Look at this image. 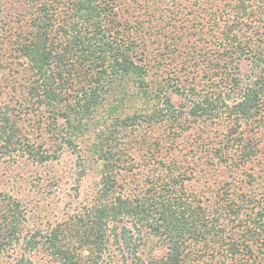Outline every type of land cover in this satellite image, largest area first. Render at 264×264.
Masks as SVG:
<instances>
[{"label":"trees","instance_id":"16d2710c","mask_svg":"<svg viewBox=\"0 0 264 264\" xmlns=\"http://www.w3.org/2000/svg\"><path fill=\"white\" fill-rule=\"evenodd\" d=\"M132 1L0 0V87L14 101L0 104L1 145L44 162L56 150L31 136L21 143L20 119L33 117L38 129L45 118L58 143L71 146L100 108L118 120L122 102L138 98L145 107L122 116L118 139L125 145L134 143L126 129L162 124L176 130L183 120L185 130L198 121L221 128L220 147L187 167L175 156L160 157L142 176L118 182L124 160L112 138L99 137L94 155L105 168L98 198L24 237L25 210L2 200L0 255L22 238L12 264H37L28 252L39 247L58 264H264V180L254 184L264 174V0H190L213 11L206 22L212 37L206 89L194 75L174 77L150 63L142 32L125 14ZM242 60L249 65L245 79ZM167 89L180 91L184 105L175 109ZM59 119L64 131L55 132L50 124ZM248 162L254 166L241 174ZM208 163L222 165L225 178L213 187L194 185L193 169L202 172ZM131 168L127 163L118 171ZM148 236L165 249L142 258L139 246Z\"/></svg>","mask_w":264,"mask_h":264},{"label":"rangeland","instance_id":"374dc122","mask_svg":"<svg viewBox=\"0 0 264 264\" xmlns=\"http://www.w3.org/2000/svg\"><path fill=\"white\" fill-rule=\"evenodd\" d=\"M190 3V0H133L125 6V14L130 25L138 28L139 33L142 32L145 56L150 63L160 64V70H166L174 77L184 74L190 80V76L194 75L199 80V86L204 85L202 87L206 89L207 86L210 87L208 82L211 76L205 74L204 60L210 53L209 39H212L207 32L206 22L210 21L213 11L201 8L198 4L192 6ZM193 61L198 68L193 65L189 67ZM180 64H183L182 69H179L182 66ZM239 73L244 79L247 77L249 65L246 60L239 63ZM4 93L6 89L0 87V104H14L13 99L9 96L5 98ZM165 93L175 109L184 105L185 98L180 91L167 89ZM146 104L138 98L125 100L118 108L117 113L121 115L118 120L114 119L115 115L112 117L107 113L105 106L100 108L94 118L88 120V130L82 136L79 135L71 146L58 143L63 141L53 136L54 131L46 126L45 118L38 129H34L33 117L28 119L26 115V119L18 121L21 143L24 142V136H31L36 141L44 142L51 152L56 150L53 152L55 155L44 162H38L32 160L27 153H22L20 148L8 151L0 142V206L4 205L2 200H16L25 210L22 237L32 235L38 230L45 232L98 198L105 168L103 161L94 155V149L97 148L94 144L99 141V137L105 140L112 138L118 154L124 160L117 163L118 182H130L142 176L153 160L160 157L175 156L183 160L182 167H187L192 166L195 159L203 160L206 151L213 152L220 147L218 142L223 137L221 128L213 123L204 124L198 121L191 127L187 126L185 130L186 127L181 129L183 120L178 121L180 125H177L176 130L162 124L135 131L126 129L134 143L131 146L125 145L124 140L118 139L119 133L125 130L122 129V116L130 115L134 110L139 111ZM165 123L167 125L168 122ZM61 124L62 120L59 119L56 126L50 124V128H56L55 132L59 129L64 131V125ZM140 140L145 142L141 143ZM156 140L158 143H155ZM127 163L132 167L130 172L124 169L118 171L119 167L123 168ZM251 165L254 166V163L248 162L238 171L242 170L243 174L244 169L252 168ZM202 168V172L193 169L191 173L192 183L198 187H213L225 178L224 168L220 164H203ZM253 170L255 172L256 167ZM262 176V172L257 175L254 184L262 182ZM22 249L21 238L19 243L10 246L5 254L0 255V264H12L20 257ZM164 249L165 246L159 239L148 236L143 238L138 255L142 258L157 256ZM29 252L28 258L37 264H58L44 248L39 247Z\"/></svg>","mask_w":264,"mask_h":264}]
</instances>
